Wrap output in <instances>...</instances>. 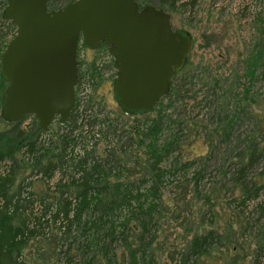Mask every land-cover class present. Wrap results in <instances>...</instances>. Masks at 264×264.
Listing matches in <instances>:
<instances>
[{"label": "rangeland", "instance_id": "1", "mask_svg": "<svg viewBox=\"0 0 264 264\" xmlns=\"http://www.w3.org/2000/svg\"><path fill=\"white\" fill-rule=\"evenodd\" d=\"M5 1L0 0V16ZM64 1L55 0L53 4L60 6ZM149 1L170 13L173 27L191 33V50L186 64L172 78L171 84L175 88L171 96L161 99L156 106L158 109L136 116L124 113L113 97L116 68L106 47L101 44L90 48L80 42L78 59L82 81L75 90L76 103L85 106L89 98V104H93L90 109L96 111L93 114L100 121V118L105 120L100 127L107 125L106 131L97 137L96 153L102 155L104 148H108L111 135L107 130L112 121L119 122L120 128L131 129V134L139 138L141 135L134 128L151 122L162 111L158 143L161 144L175 130L184 146L175 165L169 166L177 153L161 162L164 170L178 169L163 178L160 190L161 199L177 208L162 211L159 215L158 229L162 233L159 243L162 247L155 251L157 260L160 264H191L194 236L214 231L217 238L205 253L197 257V264H264V158L247 172L245 183L237 181V171L246 162L253 143L257 145L258 142V147L264 149V0H228L227 12L222 7H213V0H200L195 17L186 14L180 0L174 3L169 0ZM243 1L247 5L254 4L253 10L238 11ZM14 27L10 22L0 21V53L14 35ZM87 74L92 83L90 87ZM6 84L7 80L0 72V101ZM21 122L23 129L32 122L38 125L33 115ZM56 122H51L47 130L57 147L48 153L52 145L44 144L38 154H42V165L55 151L62 150L69 158L75 155L76 148L83 146L77 141L74 150L64 151L57 139ZM1 125L0 122V130H5ZM225 133L229 134L227 139H224ZM12 135L8 138L12 139ZM143 150L144 146L136 145L132 153L138 155L141 166L147 168L149 162ZM130 159H127V166L134 173L139 166L133 162L135 157ZM31 161L25 148L16 151L15 162L10 157L0 159V178L10 175L12 180L9 194H15L12 206L15 225L30 214L34 217L40 213L39 205L32 202L35 194L30 196V190L42 199V207L50 209L57 200L61 201V192H73L75 188L71 185L65 188L67 184H64L57 189L58 174H54L48 180H34V186L29 190L25 178L30 173ZM138 170L141 171L137 175L143 176L145 172L141 167ZM66 173L69 175L72 170L67 169ZM197 174L201 177L199 181ZM110 179L114 181L115 177ZM177 181L181 184L175 190L173 185ZM3 187H0V194ZM115 201L119 202L117 198ZM2 204L4 197L0 195V211ZM57 206L64 210L62 203ZM209 209H213L212 214L207 213ZM121 217L118 208L110 215L112 221L121 220ZM131 224L137 231L135 225L138 221L131 220ZM60 234L54 225L48 235L36 234L24 246L17 264H64L59 251L66 244L57 245L61 241V237L58 239ZM130 239L134 237L130 236ZM134 246L135 242H132L131 247ZM95 248L94 244L91 252L94 259L98 255ZM115 249L119 259L117 264H121L122 253L127 255L129 250L122 243ZM146 256L151 261V246ZM97 258L99 260H93L91 264H108L101 255ZM1 260L3 264H14L10 257L3 256Z\"/></svg>", "mask_w": 264, "mask_h": 264}, {"label": "trees", "instance_id": "2", "mask_svg": "<svg viewBox=\"0 0 264 264\" xmlns=\"http://www.w3.org/2000/svg\"><path fill=\"white\" fill-rule=\"evenodd\" d=\"M68 1L70 0H65L64 3ZM138 1L141 5L151 3L149 0ZM175 1L169 0L170 3ZM53 3H56L55 0L54 2L48 0V7H58ZM196 3L197 0H189L183 5L184 9L189 7L193 10ZM0 21L10 22L13 26L12 21L5 19L2 14ZM87 76L91 86L90 77L88 74ZM79 77L80 84L82 73L81 76L79 73ZM174 86L171 84L169 93L163 96L162 100L171 96ZM171 99L172 97L169 102ZM160 103L161 100L158 104ZM86 104L81 107L80 103H76L63 123L57 117L52 120V123L57 121V139L64 147V151L74 150L73 146L77 141H80L83 146L76 148L75 155H71L70 159L67 158L69 155L64 154L62 150L59 153L55 151V153H51L44 165H42V154L38 155L39 150L43 149L45 143L52 145L48 153L57 147L48 134V130H42L33 122L28 125L27 129L21 128V121L29 115L10 122L0 120L2 128H5V130H0V159L10 157L15 162L16 151L21 148H25L29 158H32L30 173L25 178L27 180L26 188L30 190L34 186V180H48L54 174H58L57 189H60L64 184H67L65 188L70 187V185L75 187L73 192H61V201H56L58 205L62 203L64 210L59 209L56 203L50 209L42 207V199L38 197L37 193L30 190V196L35 194L32 197L35 200L32 202L34 205H39L40 213L34 217H30V214L28 218H23L19 225H15L12 209L15 204V194H9L12 180L9 179L10 175L0 178V187L4 186L0 194L4 197V205L2 204V211H0V264H3L1 260L3 256L12 258L13 263L17 264V258L18 260L21 259L26 243L38 233L48 235L52 225L61 233L58 236V239L61 237V241H58L57 245L62 247V244H66V247L59 251V256L62 257L64 264H91L93 260H99L98 255L104 257L108 264L112 261L117 264L119 259H117L115 248L119 247L121 243L129 250L127 255L122 253L121 264H126V262L128 264H160L155 253L162 247L159 243V237L162 235L158 229L159 215L162 211L177 208L175 204L170 206L169 201L161 199L160 190L163 187V178L178 170L177 168L171 170V168L165 169V171L161 162L164 158H169L172 154L177 153L171 159L169 164L171 167V165H175L174 162L181 155V147L184 145L180 142L178 131L174 130L173 134H170L161 144L158 143V133L162 127V111L156 118L151 119V122L134 128V131L141 135L139 138H135L134 134H131V129L128 130L123 126L120 128L119 122L112 121V124H108L109 130H107L108 135H111L108 148L105 147L104 154L100 155L95 150L97 137L101 132L106 131L107 125L101 128L105 120L100 118V121L93 114L96 111L90 109L93 104H89V98ZM156 106L154 109L159 108ZM186 110L189 111V108ZM229 121H231L230 118ZM84 123L89 126L86 132L83 129ZM94 129L97 130L98 136H95ZM9 135H12V139L8 138ZM228 135L225 133L224 139H227ZM89 139L93 140L91 146L87 144ZM256 143L257 145L253 143L246 162L237 171V181L240 183L246 182L247 172L264 158V149L259 148L258 142ZM136 145L144 146L143 151L146 153L145 159L149 162V167L141 166L138 155L132 153ZM130 157H135L133 162L139 166L134 173L127 166V159L131 160ZM70 160L72 161L71 164H69ZM140 167L145 172L141 177L137 175L141 171L138 170ZM67 169H71L72 173L68 175ZM110 177H115V180L111 181ZM196 179L197 181L201 179L199 174L196 175ZM180 182H174L173 188L175 190L180 188ZM37 197L39 199H36ZM116 198L119 202L115 201ZM116 208L122 212V217L121 220L112 221L110 215ZM30 209L32 208L30 207ZM212 212L213 209L207 211L208 214H212ZM134 219L138 221V224L135 225L137 231L131 224V220ZM130 236H133L134 239L129 240ZM216 236L217 233L214 231L194 236L191 244V257H193L191 264H197V257L208 250L214 239L217 238ZM132 242H135L133 248L131 247ZM94 244L95 252L98 254L95 255L96 259L91 253L94 251ZM150 246L151 261L146 256V251ZM81 253L83 254L81 255Z\"/></svg>", "mask_w": 264, "mask_h": 264}, {"label": "water", "instance_id": "3", "mask_svg": "<svg viewBox=\"0 0 264 264\" xmlns=\"http://www.w3.org/2000/svg\"><path fill=\"white\" fill-rule=\"evenodd\" d=\"M2 16L15 33L0 53L7 84L0 117L7 122L32 114L42 130L54 117L63 123L76 103L78 48L104 45L116 75L112 93L129 115L149 112L170 91L185 64L192 35L172 26L170 13L138 0H7Z\"/></svg>", "mask_w": 264, "mask_h": 264}, {"label": "built area", "instance_id": "4", "mask_svg": "<svg viewBox=\"0 0 264 264\" xmlns=\"http://www.w3.org/2000/svg\"><path fill=\"white\" fill-rule=\"evenodd\" d=\"M180 1H181V3L185 4V3L188 2L189 0H180ZM254 1H256V0H254ZM227 2H228V0H213V3H212V4H213V7H216V9L222 7L223 11H224V12H227V11H228V6H226V5H227ZM199 4H200V0H197V3H196V5L194 6L193 10H191V8L187 7V8L185 9L186 14H189V15L195 16V14H196V10H197V7H198ZM253 7H254V4H252V5H247V4L244 3V1H243V3H242L241 5L238 6L237 10L240 11V12H242V10H244V9H250V10H253ZM256 8H257V6H256ZM256 8H255V9H256ZM251 18H252V16H250L249 19H251ZM245 19H248L247 16L245 17ZM89 87H90V84H89ZM89 87H88V88H89ZM81 107H84V106H81ZM88 110H89V109H88ZM88 110H87V113H88ZM25 121H26V120H25ZM88 127H89V126H87L86 123L83 124L84 132H86V131L88 130ZM94 130H95V136H98V132H97V130H96V129H94ZM92 142H93V140H90V139H89V141H87L88 146H91V145H92ZM78 148H81V147H78Z\"/></svg>", "mask_w": 264, "mask_h": 264}, {"label": "flooded vegetation", "instance_id": "5", "mask_svg": "<svg viewBox=\"0 0 264 264\" xmlns=\"http://www.w3.org/2000/svg\"><path fill=\"white\" fill-rule=\"evenodd\" d=\"M7 3V2H6ZM6 3H5V5H6ZM5 19H7V18H5ZM7 20H11V19H7ZM12 21V20H11ZM12 23H13V21H12ZM14 24V23H13ZM14 26H15V24H14ZM15 28H16V26L14 27V33H15ZM80 45V44H79ZM79 82H80V79H79Z\"/></svg>", "mask_w": 264, "mask_h": 264}]
</instances>
